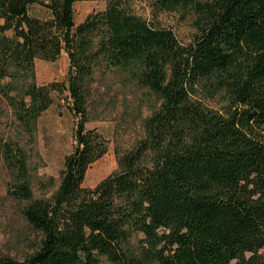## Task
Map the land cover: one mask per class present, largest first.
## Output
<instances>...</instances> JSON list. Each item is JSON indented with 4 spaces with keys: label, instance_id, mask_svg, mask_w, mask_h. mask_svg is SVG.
I'll return each instance as SVG.
<instances>
[{
    "label": "trees",
    "instance_id": "obj_1",
    "mask_svg": "<svg viewBox=\"0 0 264 264\" xmlns=\"http://www.w3.org/2000/svg\"><path fill=\"white\" fill-rule=\"evenodd\" d=\"M81 1L0 0V149L8 196L38 235L32 253L0 264H264V0H151L155 20L192 21L190 44L130 0L76 25ZM63 52L67 81L39 85L36 60ZM108 81L128 115L117 169L88 188L109 147L87 128L88 101ZM54 92L69 93L75 146L59 184L40 183L56 190L36 198L31 158Z\"/></svg>",
    "mask_w": 264,
    "mask_h": 264
},
{
    "label": "rangeland",
    "instance_id": "obj_2",
    "mask_svg": "<svg viewBox=\"0 0 264 264\" xmlns=\"http://www.w3.org/2000/svg\"><path fill=\"white\" fill-rule=\"evenodd\" d=\"M111 0H88L75 4L76 25L84 21L91 13L104 10ZM133 10L146 18L155 20L151 8V0H130ZM31 13L45 17L47 12L39 7L32 8ZM155 23L171 29L183 44L193 41L196 30L192 21L184 18L180 13H158ZM36 81L39 85L51 83H65L68 77L69 59L65 52L56 61L36 60ZM112 81L106 84H96L89 96L88 129L99 130L109 142L107 153L95 162L87 171L84 186L95 187L99 182L117 169L115 154L116 133L123 126V117L128 115L122 105L123 97L117 101L114 94L119 92V86ZM99 85V86H98ZM110 85V86H109ZM53 105L42 114L38 120L36 132L35 152L31 158L34 170L33 191L36 198L49 197L55 190L40 183H47L54 178L59 184L60 172L64 161L75 146V129L77 118L70 110L69 93L52 94ZM126 112V113H125ZM124 113V115H123ZM126 114V115H125ZM8 116L0 112V138L7 135ZM133 137L132 132L123 136V147ZM10 176L4 165L0 149V257L24 259L33 252L38 235L32 231L20 214L19 206L8 196ZM102 264H111L103 259Z\"/></svg>",
    "mask_w": 264,
    "mask_h": 264
}]
</instances>
